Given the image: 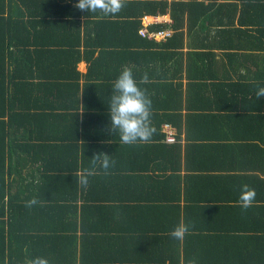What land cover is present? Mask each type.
I'll use <instances>...</instances> for the list:
<instances>
[{
	"label": "trees",
	"instance_id": "trees-1",
	"mask_svg": "<svg viewBox=\"0 0 264 264\" xmlns=\"http://www.w3.org/2000/svg\"><path fill=\"white\" fill-rule=\"evenodd\" d=\"M76 2L0 0V264H31L36 256L50 264H264V177L247 173L264 172V149L254 143L259 136L264 143V97L255 94L264 85V61L256 77L229 83L244 92L236 90L234 98L224 100L235 110L226 114L194 113L196 102H207L198 96L210 90V83L194 81L191 73V67L209 68L205 61L216 58L219 46L231 57L264 58V0H123L128 11L117 19L99 18L101 12L78 9ZM167 12L170 25L148 29L170 26L171 36L156 40L141 34L143 16ZM212 26L219 35L229 32L232 42L215 39L201 49L183 50L186 33L191 37L200 34L198 27ZM109 38L133 40V47L118 51L116 66L101 63L105 57L95 59L81 87L80 46H98ZM149 66L156 74L146 70ZM125 67L138 81L149 75L141 84L152 100L155 131L149 141L123 144L119 133L111 132L107 105L112 83ZM224 82L212 84L219 89ZM66 88V93L75 91L69 93L73 103L56 105L60 91L68 98ZM62 107L75 109L67 126L56 122L69 116L56 113ZM165 123L177 129L176 141L166 140ZM206 123L209 130L211 124L216 128L215 137L230 132L232 146L243 142L240 147L260 160H237L231 168L241 174H188L183 188L178 173L184 166L183 133L192 139L197 126ZM104 153L114 161L107 172L96 156ZM89 169L95 172L84 184L81 177ZM197 181L200 195L188 186ZM243 185L256 193L247 208L239 201ZM157 191L163 195H150ZM33 197L38 203L26 206ZM200 200L212 204L200 205ZM184 223L189 232L174 238L172 229Z\"/></svg>",
	"mask_w": 264,
	"mask_h": 264
},
{
	"label": "crops",
	"instance_id": "crops-1",
	"mask_svg": "<svg viewBox=\"0 0 264 264\" xmlns=\"http://www.w3.org/2000/svg\"><path fill=\"white\" fill-rule=\"evenodd\" d=\"M220 1H224V0H220ZM228 1H232V0H228ZM236 2L238 4H241V1H236ZM126 10H127L126 7L125 8L122 7L119 13L115 15H111V16L107 15V17H111V19H117L118 15L122 14ZM84 15L81 17L82 20L85 19ZM101 15L102 16L100 17L98 16V17L99 18L106 17V16H103V13ZM172 21L173 20H172L170 12H167L164 14H158V15L146 14L145 16H143V27L148 28L149 26L153 24L170 25ZM115 26L116 25H114V29H115ZM101 28H106V25L101 26ZM163 29L171 30L172 34L174 32V29L171 28L170 26H167ZM185 29H187V27H185ZM197 30L200 31L199 32L200 34L193 33L191 37H189L186 33V36H185L186 45L183 48L185 52H187L188 50L201 49V47H203L202 44H206V43L208 44V42L210 44V41L212 42V40H215V39H216L215 42L217 44H228L229 42L230 43L232 42L231 40L229 41V39L231 38V35L229 32H226L223 35H219L216 32L217 31L216 27L214 26L210 27L209 30H205V27H202V28L198 27ZM207 31L209 32V34H204ZM120 36L121 35H118V37ZM108 40L110 41L105 42V40H103L101 41L102 42L101 45L94 46V47L91 45V43H88L87 45L83 44L80 46V51L83 57L80 60H78L76 64V71H78L77 73H80L79 81H80L81 87L83 86L84 83H86L87 81L86 76L91 73V69H92L90 65L93 64L95 59H97L98 57L99 59L105 57V59L101 63H106L108 61V62H111L112 64L115 63L114 65L116 66L117 61L121 59V56L118 55V51H120V49L122 48L130 49V47H133L131 45L133 40H130V39L128 40L118 39L117 41L115 38H109ZM222 47H225V46H219L218 48H214V51L217 52V56L215 59H210V61L208 60L205 61V63H209V62L211 63V65H209V68H205L206 66H204V68L200 67V69L196 67H191V71H192L191 73L194 76L193 77L194 81H197L198 83H203L204 85L206 83H210V90L206 89L205 92L202 93V96L201 95L198 96V97H204L205 100L207 99V102H201V101L196 102V108L194 109L195 111L194 113H205V112L209 113L211 111L213 112L217 111L221 114L232 113V111H235L231 108L233 106L232 105L230 106L229 105L230 103H227L224 100H227L229 98H234V94H232L231 92H235L236 90H241L243 93L244 91L239 86L230 87L229 83L231 81H235L241 78L249 79L250 76L254 78L259 74V71L261 72V70L263 69V66H261L260 68L259 66H257L258 64L263 65V61H264L263 57L261 56L260 57L254 56V58H248L245 56L243 58L242 56L240 57L232 56L231 57L224 53L225 51L222 50ZM110 51H113L115 53H110L106 55V52H110ZM116 51H117V55H115ZM94 52L95 54L93 55ZM187 62L188 60L186 61L184 65V71H183V75H184L183 81H185V83L187 82V77H186L187 70H188ZM247 67H250L251 71H248ZM148 69L151 74H156L155 70H152L151 67L146 68V70ZM116 71L117 69L115 68L114 72ZM71 72H72V75H74L75 71L71 70ZM93 72H96V70H93ZM213 81H218V82L225 81V82L223 84L221 83L222 85L220 86L219 89H217L212 84ZM227 82H228V85H227ZM67 90L69 91V89L66 88L64 92L65 94H68V98L63 99L62 95L64 94H62V92L60 91V94L58 93L60 97L56 100V105L63 104L67 106L73 103V101H70L73 98L70 99V97L73 96L75 91L66 93ZM69 93H71L72 96H70ZM238 98L245 99L246 101L251 99L250 96H246V97L238 96ZM51 100H54V97H52ZM234 100H236V98ZM201 108H204L205 110H202ZM56 111L58 115H61V113L63 112L69 113L68 117L64 116V118L58 119L60 122L58 120L56 121L58 123V126L60 123L63 124L62 126H67V120L69 119L70 116L72 118V115L75 112V109L73 108L67 109V108L62 107V108L56 109ZM77 111L81 115L84 112L83 106L80 105ZM198 124H200L199 121H198ZM209 126L210 124L208 123L201 124V126L198 125L195 131L196 133L192 132L194 138L189 139V140L185 139V132L183 133L182 144H183V165L184 166L181 170H178L179 179L182 180L181 184L183 185V188L189 179L188 174L195 175V176L199 175V173L202 175H213V174H219V173L225 174V175L241 174L239 173V171H236L231 168V166H236L237 160L239 159L243 160L245 157L252 158V159H258V161L260 160V157L258 156V154L248 153V151L246 150L247 147L245 146L240 147L241 144L239 143L243 144V142H237L236 146H232L231 143H233L234 140H233V137H230L231 136L230 132L227 137L218 138L214 136V131L216 130V128L213 127V125L211 124V129L209 130L208 129ZM55 131H58V130L56 129ZM176 133H177V129H176ZM218 133H220L221 136L224 135L225 128L224 130H221ZM202 134H207L211 137L210 138L202 137ZM255 134H257L258 136V134H261V133L258 132ZM254 143H258L262 147V149H264V143L263 141H261L260 136L258 137V139H256ZM188 146L191 148L189 152V159H190L189 162L191 163L190 164L191 169H187L185 165L186 149ZM263 161L264 160H262L261 162ZM151 166H154L153 162L151 163ZM218 166H225L226 168L221 169V170L211 169V167L215 168ZM247 173L259 174L261 177H264V172H259L257 170L256 171L248 170ZM191 178L193 180L196 179V177H191ZM199 184L200 183L197 181L195 185H192V182H190L188 185L191 188V191L195 192L194 193L195 195L196 194L200 195L199 193H197V191H195V188H197ZM158 193H159V196L163 195L161 194V191H157L150 195L155 196ZM168 196H171V193ZM199 202H200V205H205V206L212 204V202L209 203L208 200H200ZM185 203H186L185 200L181 201V205H184ZM126 250L127 248H125V251Z\"/></svg>",
	"mask_w": 264,
	"mask_h": 264
},
{
	"label": "clouds",
	"instance_id": "clouds-1",
	"mask_svg": "<svg viewBox=\"0 0 264 264\" xmlns=\"http://www.w3.org/2000/svg\"><path fill=\"white\" fill-rule=\"evenodd\" d=\"M124 6L123 0H77L75 7L86 12L104 15H115ZM149 80L147 72L137 80L136 75L130 67L123 68L112 83L111 96L107 105L108 119L111 132L119 133V143L135 144L137 142L149 141L155 131L152 125V100L147 94L146 89L141 87L142 83ZM257 97H264V85H260L256 90ZM100 167L106 172L110 169L114 161L110 160L109 154L100 158ZM95 169H89L86 176L81 177V182L87 183V176L93 175ZM256 196L255 190L243 185L239 194V201L244 208L249 207ZM26 206L31 207L38 203L33 197L25 202ZM190 230L187 223L177 225L172 229L171 235L176 239H181ZM31 264H50L45 257L36 256L32 258ZM189 264H195L194 261Z\"/></svg>",
	"mask_w": 264,
	"mask_h": 264
},
{
	"label": "built area",
	"instance_id": "built-area-1",
	"mask_svg": "<svg viewBox=\"0 0 264 264\" xmlns=\"http://www.w3.org/2000/svg\"><path fill=\"white\" fill-rule=\"evenodd\" d=\"M141 34L144 36H148L150 38H154L156 40H162L166 39L167 37L172 35V31L169 29H160L157 31H149L147 27H143L140 30ZM163 129L166 133V140L168 142H174L176 141V129L170 124V123H165L163 126Z\"/></svg>",
	"mask_w": 264,
	"mask_h": 264
}]
</instances>
